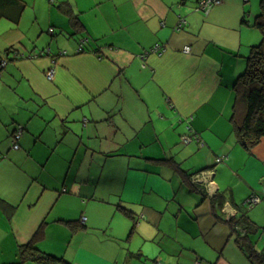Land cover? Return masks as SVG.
<instances>
[{
  "label": "crops",
  "instance_id": "obj_1",
  "mask_svg": "<svg viewBox=\"0 0 264 264\" xmlns=\"http://www.w3.org/2000/svg\"><path fill=\"white\" fill-rule=\"evenodd\" d=\"M22 1L0 20V264L35 236L68 264H253L227 221L264 249V139L247 150L232 121L257 0ZM157 159L212 173L197 191Z\"/></svg>",
  "mask_w": 264,
  "mask_h": 264
},
{
  "label": "trees",
  "instance_id": "obj_2",
  "mask_svg": "<svg viewBox=\"0 0 264 264\" xmlns=\"http://www.w3.org/2000/svg\"><path fill=\"white\" fill-rule=\"evenodd\" d=\"M25 9L26 3L22 0H0V20L5 18L14 24H18ZM71 21L73 25L79 24L76 16H72ZM253 26L261 33L262 40L259 44L252 46L247 57L246 70L235 83V101L232 113L237 142L247 150L256 147L264 139V0L260 1V12L255 18ZM155 161L161 164H169L172 167L174 165L173 168L180 173L187 185L194 190H201L198 185H194L190 181V175L183 171L173 160L157 159ZM215 197L214 201L223 207V196L218 194ZM227 222L231 226L233 234H235L237 245L249 260L253 264H264V249L259 251L256 248L257 241L253 239L259 233L256 224L246 215L232 218ZM262 234L264 239V231ZM36 237L32 241L19 246L18 255L21 264L29 262L68 264L56 256L40 251L34 244Z\"/></svg>",
  "mask_w": 264,
  "mask_h": 264
},
{
  "label": "built area",
  "instance_id": "obj_3",
  "mask_svg": "<svg viewBox=\"0 0 264 264\" xmlns=\"http://www.w3.org/2000/svg\"><path fill=\"white\" fill-rule=\"evenodd\" d=\"M223 2V0H200L199 2V6H198V9L205 12V13H208L210 11V9L214 6H218L220 5L221 3ZM186 23V20L184 18H181L179 20V23L177 25L178 28H181L183 24ZM155 51H160L161 48L160 46L156 45ZM185 51L186 52H189V48H185ZM47 52L49 53L50 52V49L47 50ZM45 53L41 52V55H44ZM6 60L5 61H2L0 62V68L5 66L6 65ZM53 73L54 71L50 70L49 73L47 74L49 78H52L53 77ZM190 128V127H189ZM22 134H23V128L20 126L18 127V129L15 131L14 135H13V147L14 148H18L19 147V140L21 139L22 137ZM193 140H200L199 137L196 135V134H192V135H184L182 136V141L184 143H190L192 142ZM225 160L224 157H219L216 159V162L217 163H221ZM212 173V170L210 171H201V172H198L196 174L193 175L192 179H193V182L194 183H199L201 181V179L203 180L204 179V176H206V173ZM209 177V176H208ZM211 179H209V182H207V179L205 180V182H207L209 185L211 183ZM260 202V198L258 196H252L249 200H248V206L251 208L253 207L254 205H256L257 203Z\"/></svg>",
  "mask_w": 264,
  "mask_h": 264
},
{
  "label": "rangeland",
  "instance_id": "obj_4",
  "mask_svg": "<svg viewBox=\"0 0 264 264\" xmlns=\"http://www.w3.org/2000/svg\"><path fill=\"white\" fill-rule=\"evenodd\" d=\"M252 5L254 6V8L260 10V0H257L256 3H253V2H252ZM257 11H258V10H257ZM255 15H256V14H255ZM253 17H254V20H253V23H254V21H255V16H253ZM261 40H262V38H261ZM261 40H260V41H261ZM260 41H259L258 43H260ZM261 246H264V242H263V241H261Z\"/></svg>",
  "mask_w": 264,
  "mask_h": 264
},
{
  "label": "water",
  "instance_id": "obj_5",
  "mask_svg": "<svg viewBox=\"0 0 264 264\" xmlns=\"http://www.w3.org/2000/svg\"><path fill=\"white\" fill-rule=\"evenodd\" d=\"M192 177H193V175L191 176V180H192V182H193V179H192ZM195 184H197V183H195Z\"/></svg>",
  "mask_w": 264,
  "mask_h": 264
}]
</instances>
